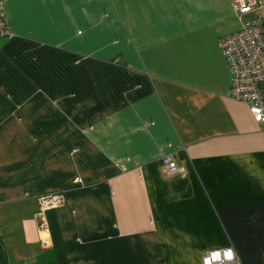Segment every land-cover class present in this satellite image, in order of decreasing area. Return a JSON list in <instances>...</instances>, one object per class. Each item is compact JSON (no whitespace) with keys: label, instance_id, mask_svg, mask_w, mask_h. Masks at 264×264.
<instances>
[{"label":"crops","instance_id":"crops-1","mask_svg":"<svg viewBox=\"0 0 264 264\" xmlns=\"http://www.w3.org/2000/svg\"><path fill=\"white\" fill-rule=\"evenodd\" d=\"M0 264H264V123L231 96L233 0H0ZM172 154L183 172L166 174ZM60 194L42 227L39 198Z\"/></svg>","mask_w":264,"mask_h":264},{"label":"built area","instance_id":"built-area-1","mask_svg":"<svg viewBox=\"0 0 264 264\" xmlns=\"http://www.w3.org/2000/svg\"><path fill=\"white\" fill-rule=\"evenodd\" d=\"M235 12L241 16L247 13L256 15L242 24L241 29L224 36L220 40L221 51L232 74V98L248 104L253 119L264 123V0H233ZM12 35L5 20L0 3V36ZM166 174L183 172L172 154L162 158ZM63 203L60 194H48L39 198L38 215L42 227L48 228L47 212ZM203 264H242L232 247L209 250L203 256Z\"/></svg>","mask_w":264,"mask_h":264},{"label":"trees","instance_id":"trees-1","mask_svg":"<svg viewBox=\"0 0 264 264\" xmlns=\"http://www.w3.org/2000/svg\"><path fill=\"white\" fill-rule=\"evenodd\" d=\"M48 221L50 233L53 240L54 250L57 253L59 260L62 262V264H65V260L62 258L61 254L63 252V242L57 220L54 215L50 214Z\"/></svg>","mask_w":264,"mask_h":264}]
</instances>
